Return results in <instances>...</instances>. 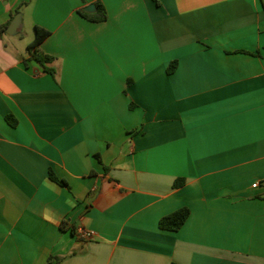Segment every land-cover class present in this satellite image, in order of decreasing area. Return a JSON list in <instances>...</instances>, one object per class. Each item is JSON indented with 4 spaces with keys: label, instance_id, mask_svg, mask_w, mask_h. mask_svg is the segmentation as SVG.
Returning <instances> with one entry per match:
<instances>
[{
    "label": "crops",
    "instance_id": "0c3cea01",
    "mask_svg": "<svg viewBox=\"0 0 264 264\" xmlns=\"http://www.w3.org/2000/svg\"><path fill=\"white\" fill-rule=\"evenodd\" d=\"M96 1L0 0V264H264V0Z\"/></svg>",
    "mask_w": 264,
    "mask_h": 264
},
{
    "label": "trees",
    "instance_id": "16d2710c",
    "mask_svg": "<svg viewBox=\"0 0 264 264\" xmlns=\"http://www.w3.org/2000/svg\"><path fill=\"white\" fill-rule=\"evenodd\" d=\"M96 10L94 12H89L86 11L83 8L78 9V13L81 14L82 16H84L85 18H88L90 20H94V21H102L105 20L107 18V12L105 7L103 6V4L100 1H96ZM263 6H264V1H263ZM17 11V10H16ZM6 25L0 24V32L4 31ZM49 30L44 29L38 25L35 26V35L33 37V39L28 43L27 47L28 49L33 51V58L36 59L39 64L42 66L43 70H45L46 72H49L51 74L54 75L55 73V69L52 65H50V63L53 61V56L39 52L36 48L38 46V44H40L42 42V40L49 35ZM176 63L173 61L170 63L169 66V70L173 69L175 67ZM50 176L53 179L57 178L55 177V175L50 172ZM60 182H64L62 180H59ZM183 183V179L179 178L175 180V185H180ZM190 213V209L187 206H182L176 210H174L173 212L166 214L164 216H162L159 221H158V226L162 229H167V230H177L179 229L183 223L185 222V220L187 219L188 215ZM170 264H179L175 261H172Z\"/></svg>",
    "mask_w": 264,
    "mask_h": 264
},
{
    "label": "water",
    "instance_id": "95a60500",
    "mask_svg": "<svg viewBox=\"0 0 264 264\" xmlns=\"http://www.w3.org/2000/svg\"><path fill=\"white\" fill-rule=\"evenodd\" d=\"M84 9L86 11H94L96 9L95 3H90L86 6H84ZM20 22H21V13L17 12L14 15V17L12 18V20L9 23V25L7 26V28L5 29L6 32L9 34H14L15 32H17V28H18Z\"/></svg>",
    "mask_w": 264,
    "mask_h": 264
},
{
    "label": "rangeland",
    "instance_id": "374dc122",
    "mask_svg": "<svg viewBox=\"0 0 264 264\" xmlns=\"http://www.w3.org/2000/svg\"><path fill=\"white\" fill-rule=\"evenodd\" d=\"M32 36V29L27 27V28H21L20 32L18 34H16L15 36H12V39H14L15 41H17L18 45H24L25 43L28 42V40L31 38Z\"/></svg>",
    "mask_w": 264,
    "mask_h": 264
},
{
    "label": "built area",
    "instance_id": "2783aa9c",
    "mask_svg": "<svg viewBox=\"0 0 264 264\" xmlns=\"http://www.w3.org/2000/svg\"><path fill=\"white\" fill-rule=\"evenodd\" d=\"M261 185V182L260 181H255L251 184L252 187H258ZM75 234L78 236V237H81V238H84V239H90L93 237L94 235V231L92 230H89V229H86L85 227H82L81 225L78 226L76 229H75Z\"/></svg>",
    "mask_w": 264,
    "mask_h": 264
}]
</instances>
